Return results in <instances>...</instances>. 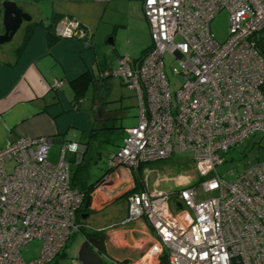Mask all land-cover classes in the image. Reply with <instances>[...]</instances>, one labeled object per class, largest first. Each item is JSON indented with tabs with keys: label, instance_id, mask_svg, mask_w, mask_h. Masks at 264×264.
<instances>
[{
	"label": "built area",
	"instance_id": "1",
	"mask_svg": "<svg viewBox=\"0 0 264 264\" xmlns=\"http://www.w3.org/2000/svg\"><path fill=\"white\" fill-rule=\"evenodd\" d=\"M221 11L228 15V36L218 44L209 23ZM142 13L149 49L136 63L119 57L111 72L133 93L137 122L125 129L109 170H122L131 189L139 166L192 153L198 178L163 192L157 188L164 179L147 188V173L143 188L127 197L126 222L143 218L160 246L135 261L106 258L103 264H158L161 253L166 264H264V161L231 182L216 170L229 150L264 134V57L256 41L264 33V2L142 0ZM54 33L65 40L88 37L67 16ZM165 57L180 80L173 92ZM63 83L54 80L52 87ZM50 144L23 137L0 149V264H52L72 236L91 230L77 220L84 194L72 187V165L82 163L87 147L65 143L53 164ZM34 240L41 242L39 254L25 261L21 251Z\"/></svg>",
	"mask_w": 264,
	"mask_h": 264
},
{
	"label": "crops",
	"instance_id": "2",
	"mask_svg": "<svg viewBox=\"0 0 264 264\" xmlns=\"http://www.w3.org/2000/svg\"><path fill=\"white\" fill-rule=\"evenodd\" d=\"M3 1L0 0V35L3 33ZM13 1L20 7L18 3L22 0ZM67 1L69 4L79 2ZM140 7L142 9V0ZM56 16H67L79 22L75 18L78 15L74 13L73 8L57 12L51 9L45 18L40 17L37 21L31 18L30 22H23L12 39L0 45V149L23 137H43L50 139L49 151L55 147L57 158L62 145L68 142L86 144L87 156L91 144L99 142L102 136L108 137L116 129V120L119 119L122 125L123 118L127 116L122 107L126 101L123 102L120 96L112 98L111 95L117 86L125 88L120 79L111 75L120 56L116 54L111 57L114 50L109 55L102 54L101 49L104 46L99 44L98 39H95L89 28L81 22L79 23L88 32L86 39L59 38L47 27V20ZM139 17L144 23L143 34L149 43H143L139 55L130 58L134 63L151 45L148 25L140 11ZM109 43L112 44V41ZM54 80L63 81L62 87L53 88ZM77 81L82 83L79 91L84 89L81 96H76ZM114 101L118 105L110 109L112 106L109 105ZM134 101L136 105V100ZM110 122L112 126H109ZM127 128L130 127L122 128L123 138ZM123 138L111 158L122 145ZM103 142L108 143V139ZM95 156L100 157L98 151L93 153L91 158ZM152 164L155 163L139 166L134 172V188L131 189L122 175V170L113 172L106 168L99 178L85 182L86 187L96 182L98 184H95L88 196L90 202L85 211L86 215H82V211L77 212V220L91 229L84 232L83 239L92 237L101 241L102 261L106 258L135 261L146 255L151 248H159L157 237L143 218L126 222L127 197L130 192L143 188L142 182L147 173L146 183L149 189L148 176L156 170ZM193 177L198 178L180 174L176 178L166 180L174 181V186L180 188L195 180ZM119 198H124L123 208L114 207ZM98 229L101 231L97 232ZM162 255H158V264H161Z\"/></svg>",
	"mask_w": 264,
	"mask_h": 264
},
{
	"label": "rangeland",
	"instance_id": "3",
	"mask_svg": "<svg viewBox=\"0 0 264 264\" xmlns=\"http://www.w3.org/2000/svg\"><path fill=\"white\" fill-rule=\"evenodd\" d=\"M78 3H71L67 0H22L18 3L33 21H37L40 17L45 18L46 13L50 10L57 12L58 10H72L77 14L75 18L89 28L90 33L98 39L99 44L103 45L102 54L110 56L119 55L120 57L136 58L142 50L141 45L149 43L148 38L143 34L144 23L139 17L142 16L140 7L141 0H113L105 3L93 2L91 0H78ZM138 3V4H137ZM139 7V9L137 8ZM67 14V13H64ZM210 33L218 44H222L228 36V15L226 11H221L213 17L209 23ZM112 41V44L109 42ZM146 41V43H145ZM13 43V42H10ZM165 72L170 81V91L177 89L180 82L179 77H175L170 73V67L175 63L171 58H164ZM112 98L120 96L124 103V110L127 116L123 118L122 125L117 119L115 130L108 137L102 136L101 140L91 144V150L83 161L81 178L91 182L99 178L108 167V162L111 154L120 145L124 135L125 127H132L136 124L137 108L134 101V95L128 92L123 87H116L112 90ZM115 101L111 103L117 107ZM129 106V107H125ZM113 110V109H112ZM111 110V111H112ZM112 123H109V126ZM108 139V143L103 140ZM51 148L49 151V162L55 164L58 161L56 156L57 150ZM100 157H92V154L97 152ZM59 157V156H58ZM70 155H67L69 160ZM225 163L218 167L217 173L223 176L224 180L231 182L237 173L242 172L248 166L264 161V134L256 133L247 137L243 143L229 150L224 154ZM92 159V160H90ZM150 165V164H148ZM155 166V171L149 174V189H152V183L164 179L166 182H160L158 190L163 192L178 191L180 188L174 186L175 182H169L166 178H176L178 175L197 176L193 167V154L180 153L175 154L169 159L152 164ZM75 167L72 165V169ZM231 172L232 176L228 175ZM193 179H195L193 177ZM190 181L188 184L195 182ZM81 188L80 186H78ZM125 204L124 198H119L115 201L114 207L123 208ZM82 215H86L82 212ZM83 243V236L77 233L72 236L58 257L53 260L52 264H81L77 259V252ZM41 249V242L34 240L23 248L21 253L25 261L35 259Z\"/></svg>",
	"mask_w": 264,
	"mask_h": 264
},
{
	"label": "water",
	"instance_id": "4",
	"mask_svg": "<svg viewBox=\"0 0 264 264\" xmlns=\"http://www.w3.org/2000/svg\"><path fill=\"white\" fill-rule=\"evenodd\" d=\"M1 8V27L3 33L0 35V45H3L12 39L23 22H30L31 17L23 9L18 7L13 0H4L1 3ZM89 202L90 197H87L84 205L85 208L89 206ZM101 250V241L95 238H89L81 244L77 252V259L81 264H103L100 257Z\"/></svg>",
	"mask_w": 264,
	"mask_h": 264
},
{
	"label": "trees",
	"instance_id": "5",
	"mask_svg": "<svg viewBox=\"0 0 264 264\" xmlns=\"http://www.w3.org/2000/svg\"><path fill=\"white\" fill-rule=\"evenodd\" d=\"M0 11H1V9H0ZM60 18H58L56 16L53 19L51 18V19L47 20V22H48V26L47 27L51 28L54 31V26H55L56 22ZM256 41H257L258 51H259L260 55L262 57H264V33H260L259 35H257L256 36ZM81 85H82V83L80 81H77V84H76V87H75L76 96H81V93L84 91V89H81L79 91V89L82 88ZM261 91L264 92V87H262ZM85 146H86V144H85ZM85 156H86V154H85ZM85 156H84L83 160L85 159ZM82 166H83V161H82V163H80L78 165H75L74 166L75 168L72 169V187L77 188V189H79L80 191L83 192V194H84V202L82 204V207L80 208V212L81 211L85 212L87 210L84 207L85 200L89 196L90 191L93 189L95 184L96 183L98 184V182H96L95 184H93L91 186H87L86 187L85 180H83L81 178ZM78 186H80L81 188H79ZM82 188L84 190H82ZM166 262H167L166 255L163 254L162 257H161V264H166Z\"/></svg>",
	"mask_w": 264,
	"mask_h": 264
},
{
	"label": "flooded vegetation",
	"instance_id": "6",
	"mask_svg": "<svg viewBox=\"0 0 264 264\" xmlns=\"http://www.w3.org/2000/svg\"><path fill=\"white\" fill-rule=\"evenodd\" d=\"M85 154H86V153H85ZM84 156H85V155H84ZM84 160H85V159H84ZM84 160H83V161H84ZM88 207H89V206H88ZM88 207H87V208H88ZM87 208H85V209H87ZM86 211H87V210H86ZM79 212H80V210L78 211V213H79ZM80 223L83 224L82 222H80ZM83 225H84V224H83ZM84 226H85V225H84ZM84 232H85V230H82V231H81V234L83 235ZM89 238H92V237H89ZM89 238H85V239H83V241H85V240H87V239H89ZM98 241H100V240H98Z\"/></svg>",
	"mask_w": 264,
	"mask_h": 264
}]
</instances>
